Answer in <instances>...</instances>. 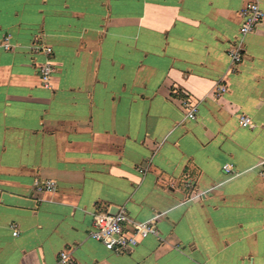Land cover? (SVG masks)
Here are the masks:
<instances>
[{"label": "crops", "instance_id": "0c3cea01", "mask_svg": "<svg viewBox=\"0 0 264 264\" xmlns=\"http://www.w3.org/2000/svg\"><path fill=\"white\" fill-rule=\"evenodd\" d=\"M251 1L0 0V264H264V21L229 70ZM114 207L158 235L106 249Z\"/></svg>", "mask_w": 264, "mask_h": 264}, {"label": "built area", "instance_id": "2783aa9c", "mask_svg": "<svg viewBox=\"0 0 264 264\" xmlns=\"http://www.w3.org/2000/svg\"><path fill=\"white\" fill-rule=\"evenodd\" d=\"M264 21V11L258 1L249 2L242 10V23L239 30V35L236 37L229 55L231 58L229 70H236L239 64L243 61V48L245 37L254 32L258 26ZM6 48H9L6 45ZM47 54L51 55L52 48H45ZM55 70L54 63L48 59L41 68L40 74L45 86H50L51 77ZM217 96H222L228 92V84L226 81L218 83L216 90ZM184 108L187 110L189 119H196L198 114V105L190 102L184 103ZM241 124L244 127L252 126L251 119L247 115H242ZM224 170L230 172L231 165H225ZM56 189V183L48 181L41 183L36 181L37 191H52ZM94 230L91 236L96 241L101 242L106 249L115 251L119 254L130 253L144 238L150 235H158L159 230L157 223L154 221H134L130 218L125 209H119L116 213L100 212L95 216ZM61 262L68 264L72 262L70 251L61 253Z\"/></svg>", "mask_w": 264, "mask_h": 264}, {"label": "water", "instance_id": "95a60500", "mask_svg": "<svg viewBox=\"0 0 264 264\" xmlns=\"http://www.w3.org/2000/svg\"><path fill=\"white\" fill-rule=\"evenodd\" d=\"M115 209H113L112 211H110V213H116L119 211V209H116L117 207H114Z\"/></svg>", "mask_w": 264, "mask_h": 264}]
</instances>
